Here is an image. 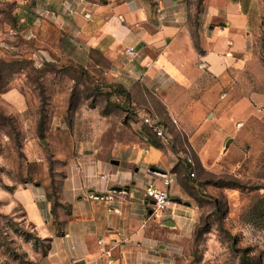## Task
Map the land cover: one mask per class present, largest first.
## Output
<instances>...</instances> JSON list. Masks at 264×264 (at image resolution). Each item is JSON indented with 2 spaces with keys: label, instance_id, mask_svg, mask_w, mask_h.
I'll return each instance as SVG.
<instances>
[{
  "label": "rangeland",
  "instance_id": "rangeland-1",
  "mask_svg": "<svg viewBox=\"0 0 264 264\" xmlns=\"http://www.w3.org/2000/svg\"><path fill=\"white\" fill-rule=\"evenodd\" d=\"M182 1L198 70L160 86L126 85L116 60L82 47L78 16L91 21L107 0H0V264H40L49 249L18 190L44 192L50 223L61 224L69 163L95 154L145 169L131 155L156 145L162 159L152 167L175 175L171 194L186 221L176 230L152 217L162 224L166 264H247L243 252L264 264V0H237L248 21L224 46L222 74L202 64L208 0ZM163 10L155 12L161 23ZM117 17L127 24L125 13ZM145 112L166 128L164 140L143 124Z\"/></svg>",
  "mask_w": 264,
  "mask_h": 264
},
{
  "label": "crops",
  "instance_id": "crops-1",
  "mask_svg": "<svg viewBox=\"0 0 264 264\" xmlns=\"http://www.w3.org/2000/svg\"><path fill=\"white\" fill-rule=\"evenodd\" d=\"M107 1V7L93 11L91 21V16L88 20L78 16V37L83 41L82 47L121 65L118 70L124 74V84L140 81L161 86L165 79L179 83L186 81L190 70H198L189 61L190 56L197 55L182 0H165L160 4L155 3L158 0ZM249 6L252 4H246ZM158 8L168 14L167 21H158ZM243 8L237 0H208L203 35L210 50L203 55L202 64L211 72H224V46L229 47L230 39L240 40L237 34L248 21ZM120 13H125L127 24L118 19ZM215 19L220 20L219 27H212ZM124 48H135L141 56L126 58L121 55ZM149 51L157 52L154 59ZM148 63L152 64L146 67ZM131 157L143 162L146 168L133 170L130 159L106 160L95 154L79 156L69 163L61 192V203L67 208L61 211V224L50 223L52 205L46 202L44 192L27 188L15 193L27 223L42 239L50 240V248L40 264H166L168 248L162 224L153 223L151 205L145 198L150 179L163 187L161 175L167 171L152 167L161 161L162 153L156 147L140 148ZM114 187L123 191H112ZM92 191L104 197L98 198ZM175 200L179 206L172 208L164 224L179 230L186 221L177 215L182 212V200ZM102 248L112 249L113 258L103 255Z\"/></svg>",
  "mask_w": 264,
  "mask_h": 264
},
{
  "label": "built area",
  "instance_id": "built-area-1",
  "mask_svg": "<svg viewBox=\"0 0 264 264\" xmlns=\"http://www.w3.org/2000/svg\"><path fill=\"white\" fill-rule=\"evenodd\" d=\"M161 19L164 21L165 17L162 16ZM126 54L132 58L139 57L138 51L134 48L126 49ZM141 117L143 124L153 132L157 139H165L166 128L161 124L157 116L145 112ZM192 165V161L188 159L190 175L194 176ZM161 178L163 187H158L154 179L149 180L145 187V198L149 203L152 202V204H150L152 216L168 218L167 215L171 212L172 206L176 203L175 198L171 194V188L176 183V178L174 174L161 175ZM101 252L109 259L113 258L112 249L102 248Z\"/></svg>",
  "mask_w": 264,
  "mask_h": 264
},
{
  "label": "trees",
  "instance_id": "trees-1",
  "mask_svg": "<svg viewBox=\"0 0 264 264\" xmlns=\"http://www.w3.org/2000/svg\"><path fill=\"white\" fill-rule=\"evenodd\" d=\"M155 147L158 148L157 145H156ZM60 233H61V232H59V235H60ZM49 248H50V240H49ZM242 259H243L247 264H257V263L255 262V260H254L251 256L247 255L245 252H243V254H242Z\"/></svg>",
  "mask_w": 264,
  "mask_h": 264
},
{
  "label": "water",
  "instance_id": "water-1",
  "mask_svg": "<svg viewBox=\"0 0 264 264\" xmlns=\"http://www.w3.org/2000/svg\"><path fill=\"white\" fill-rule=\"evenodd\" d=\"M112 191H123V188H121V187H114V188H112ZM92 194H94L96 197H98V198H102V197H104L103 195H101V194H95L93 191L91 192ZM150 204H152V202L150 203Z\"/></svg>",
  "mask_w": 264,
  "mask_h": 264
}]
</instances>
